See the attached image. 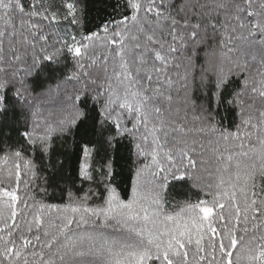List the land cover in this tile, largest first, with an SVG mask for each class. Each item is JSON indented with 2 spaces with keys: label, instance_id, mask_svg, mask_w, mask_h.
<instances>
[{
  "label": "snow or ice",
  "instance_id": "obj_1",
  "mask_svg": "<svg viewBox=\"0 0 264 264\" xmlns=\"http://www.w3.org/2000/svg\"><path fill=\"white\" fill-rule=\"evenodd\" d=\"M112 7L118 18L86 30L87 0H0V135L23 118L21 143L0 139L14 162L0 180V264H264V0ZM65 21L74 31L53 42ZM57 74L79 86L41 125L35 101ZM68 139L80 187L37 201L36 180L59 187L56 141ZM121 148L135 164L127 199ZM37 152L48 174L25 155ZM185 184L195 201L167 210Z\"/></svg>",
  "mask_w": 264,
  "mask_h": 264
},
{
  "label": "trees",
  "instance_id": "obj_2",
  "mask_svg": "<svg viewBox=\"0 0 264 264\" xmlns=\"http://www.w3.org/2000/svg\"><path fill=\"white\" fill-rule=\"evenodd\" d=\"M115 2L116 0H87L88 23L86 25V30L95 29L97 25L105 20L118 18V14L113 11L112 7ZM62 28H69L70 30L74 31L71 26L67 25L66 21L62 22V27L58 26L57 28L59 35H54L52 37L53 42H55L57 39L64 38L65 33L63 32ZM198 63H203L202 57L199 59ZM70 71L71 65H69V73ZM197 71H199V69H197ZM57 85H59L58 91L56 90ZM48 86L54 90L53 93L48 97H38L35 101V103L40 105L41 112L37 119L41 125L45 122V120L52 121L62 114L63 109L70 103L68 97L79 85L76 81H65L60 76V74H57L56 78L49 82ZM194 96L199 97L200 93L198 91L194 92ZM233 119L234 113L233 111H229L228 119L225 121L229 128L234 127ZM235 119L238 120V118ZM22 127L23 118L21 116L20 110H17L9 117L8 124L3 129V134L0 135V139L4 140L6 147H15L22 142L21 137L17 133V129ZM40 130L41 129H38V131ZM77 144L78 141H73L72 139H68L67 142L63 140L56 141V151L59 155V158L65 161L67 171L62 178L58 179L57 183L59 184V187L55 189L49 187L47 194L39 190V186L43 183V181L39 179L36 180L35 185L33 186V194L35 195L37 201L59 204L62 203V196L60 192L61 188L67 187L72 189L74 192L78 191L80 184L76 179V174L80 160L78 157L79 148ZM25 155L30 156L34 159L37 165H40V167L37 169L38 172L48 174L41 164L39 152L35 153L34 155L31 153H25ZM133 159L134 158L130 157L127 149L121 148L115 161L116 171L119 173L118 177L116 178L117 190L120 196L125 199L129 198L131 195V186L134 180L135 170ZM96 160H99V158H96ZM43 163L46 164L47 161L45 160ZM12 168H14V162L12 160L4 161L3 153L0 152V180H3L5 183H7L8 171ZM24 178L25 174L24 170L22 169L21 179L23 180ZM21 188H23V185H21ZM195 191V189L189 188L187 184L177 188H171L170 186L169 195L167 197V210L173 212L177 211L180 204L186 199L195 201Z\"/></svg>",
  "mask_w": 264,
  "mask_h": 264
}]
</instances>
